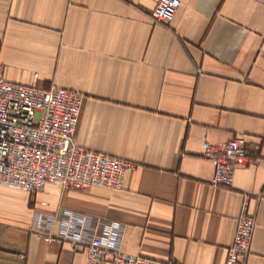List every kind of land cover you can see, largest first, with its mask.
I'll return each instance as SVG.
<instances>
[{
    "label": "crops",
    "instance_id": "crops-1",
    "mask_svg": "<svg viewBox=\"0 0 264 264\" xmlns=\"http://www.w3.org/2000/svg\"><path fill=\"white\" fill-rule=\"evenodd\" d=\"M157 2L0 0L5 79L81 93L75 144L134 164L117 191L0 185V264H86L68 214L128 255L225 264L246 198L264 264V0H179L168 25ZM238 135L249 162L214 186L203 144Z\"/></svg>",
    "mask_w": 264,
    "mask_h": 264
},
{
    "label": "built area",
    "instance_id": "built-area-1",
    "mask_svg": "<svg viewBox=\"0 0 264 264\" xmlns=\"http://www.w3.org/2000/svg\"><path fill=\"white\" fill-rule=\"evenodd\" d=\"M179 4V0H158L150 16L154 22L168 25ZM82 102L83 95L72 89L9 82L0 66L1 186L28 193L38 192L47 184L58 185L64 191L121 190L124 174L134 164L75 144ZM203 150L214 168L211 184L217 187L230 186L236 166L249 162L241 135L219 146L204 143ZM66 216L60 238L73 252L84 250L86 264H174L122 253L98 235L84 239L81 227L75 233L67 228L74 217ZM254 228L255 218L248 211L246 198L225 264H246Z\"/></svg>",
    "mask_w": 264,
    "mask_h": 264
}]
</instances>
